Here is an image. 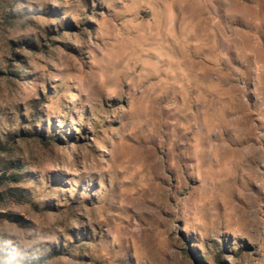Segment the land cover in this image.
<instances>
[{"label": "rangeland", "instance_id": "rangeland-1", "mask_svg": "<svg viewBox=\"0 0 264 264\" xmlns=\"http://www.w3.org/2000/svg\"><path fill=\"white\" fill-rule=\"evenodd\" d=\"M0 244L46 264H264V0H0Z\"/></svg>", "mask_w": 264, "mask_h": 264}, {"label": "trees", "instance_id": "trees-1", "mask_svg": "<svg viewBox=\"0 0 264 264\" xmlns=\"http://www.w3.org/2000/svg\"><path fill=\"white\" fill-rule=\"evenodd\" d=\"M6 150V147L0 141V155ZM3 174L0 176V184H3L8 181L17 182L19 177L15 175H8L4 169L2 162ZM19 250L17 246L11 247H1L0 244V258H6L10 253L16 252ZM61 254L60 250L57 248H49L46 250H38L34 255H25L23 257H17L15 264H46L49 260L59 256Z\"/></svg>", "mask_w": 264, "mask_h": 264}, {"label": "clouds", "instance_id": "clouds-1", "mask_svg": "<svg viewBox=\"0 0 264 264\" xmlns=\"http://www.w3.org/2000/svg\"><path fill=\"white\" fill-rule=\"evenodd\" d=\"M16 255L14 252L10 253L6 258H0V264H15Z\"/></svg>", "mask_w": 264, "mask_h": 264}, {"label": "built area", "instance_id": "built-area-1", "mask_svg": "<svg viewBox=\"0 0 264 264\" xmlns=\"http://www.w3.org/2000/svg\"><path fill=\"white\" fill-rule=\"evenodd\" d=\"M3 174V168H2V162H1V159H0V176H2Z\"/></svg>", "mask_w": 264, "mask_h": 264}]
</instances>
